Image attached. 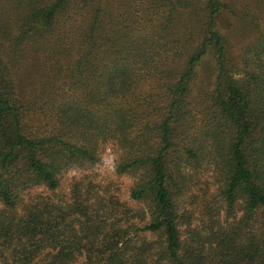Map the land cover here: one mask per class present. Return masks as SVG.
<instances>
[{"label":"trees","instance_id":"obj_1","mask_svg":"<svg viewBox=\"0 0 264 264\" xmlns=\"http://www.w3.org/2000/svg\"><path fill=\"white\" fill-rule=\"evenodd\" d=\"M106 146L142 225L22 202ZM204 171L239 216L183 243L177 200ZM0 208V264H264V0H0Z\"/></svg>","mask_w":264,"mask_h":264},{"label":"rangeland","instance_id":"obj_2","mask_svg":"<svg viewBox=\"0 0 264 264\" xmlns=\"http://www.w3.org/2000/svg\"><path fill=\"white\" fill-rule=\"evenodd\" d=\"M115 155L106 146L93 165L78 167L69 166L62 174L59 187L54 192L34 187L21 195L24 204L30 202H46L54 204L62 210L73 203L78 195L91 212L105 224L116 223L119 228L140 226L147 221V213L143 204L132 202L128 198L131 181L126 176L114 172ZM190 181L187 190L177 200L179 214L183 215L180 225V237L183 243L208 242L214 231H220L234 226V217L226 218L223 205L216 195V185L208 171L189 172ZM2 209L0 208V212ZM70 220V219H68ZM77 228L76 223H72ZM135 248L141 249L161 246L158 236L140 235ZM142 243V244H141ZM45 249L42 255L49 253ZM145 263L163 264L157 262L155 253L145 254ZM83 257H77L74 264H81Z\"/></svg>","mask_w":264,"mask_h":264}]
</instances>
